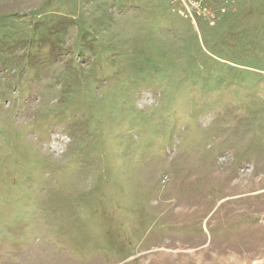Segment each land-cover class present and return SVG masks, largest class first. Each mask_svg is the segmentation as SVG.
Masks as SVG:
<instances>
[{
  "label": "rangeland",
  "instance_id": "374dc122",
  "mask_svg": "<svg viewBox=\"0 0 264 264\" xmlns=\"http://www.w3.org/2000/svg\"><path fill=\"white\" fill-rule=\"evenodd\" d=\"M0 264H264V0H0Z\"/></svg>",
  "mask_w": 264,
  "mask_h": 264
}]
</instances>
